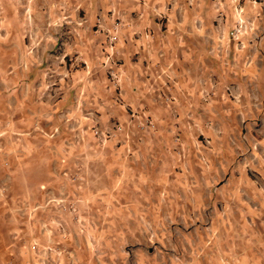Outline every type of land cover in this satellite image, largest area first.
<instances>
[{"label": "crops", "instance_id": "1", "mask_svg": "<svg viewBox=\"0 0 264 264\" xmlns=\"http://www.w3.org/2000/svg\"><path fill=\"white\" fill-rule=\"evenodd\" d=\"M0 264H264V0H0Z\"/></svg>", "mask_w": 264, "mask_h": 264}, {"label": "built area", "instance_id": "2", "mask_svg": "<svg viewBox=\"0 0 264 264\" xmlns=\"http://www.w3.org/2000/svg\"><path fill=\"white\" fill-rule=\"evenodd\" d=\"M85 20L82 19V23H84ZM255 32V22L254 19H247L244 16L243 9L241 7H237L235 9V22L234 25L232 26L230 33H229V39L234 42L236 47L238 49H243L245 46L246 39L249 37H252ZM116 41V37L110 32L107 31V51H111L114 48V42ZM210 53H213L211 50ZM108 79L113 83L114 85H117L118 83V74L115 70H108ZM226 93L232 101L237 102L238 97L237 95L233 92V88L231 86H228L226 89ZM118 104L121 106H124L121 101H117ZM147 120V125L151 128H153L152 122H150L149 118H146ZM122 126L119 124L113 125L110 131H105L104 133L100 132L97 129H93V134L98 137L102 142L108 141L109 139L114 137L113 132H121L122 131ZM59 229L62 231L61 225L58 226ZM31 249L33 251H36L38 249V246L36 243H33L31 245ZM45 250L49 251L50 249Z\"/></svg>", "mask_w": 264, "mask_h": 264}]
</instances>
